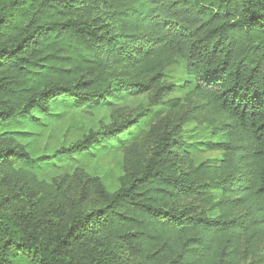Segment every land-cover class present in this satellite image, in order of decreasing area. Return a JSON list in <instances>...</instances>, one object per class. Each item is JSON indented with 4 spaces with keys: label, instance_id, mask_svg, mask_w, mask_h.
Listing matches in <instances>:
<instances>
[{
    "label": "trees",
    "instance_id": "trees-1",
    "mask_svg": "<svg viewBox=\"0 0 264 264\" xmlns=\"http://www.w3.org/2000/svg\"><path fill=\"white\" fill-rule=\"evenodd\" d=\"M154 85L205 106L203 141L187 120L116 189L83 188L87 206L51 194L48 171L104 158L154 117L54 148L49 124ZM0 187V264L263 261L264 0H0Z\"/></svg>",
    "mask_w": 264,
    "mask_h": 264
},
{
    "label": "rangeland",
    "instance_id": "rangeland-1",
    "mask_svg": "<svg viewBox=\"0 0 264 264\" xmlns=\"http://www.w3.org/2000/svg\"><path fill=\"white\" fill-rule=\"evenodd\" d=\"M174 101L176 103L172 104ZM146 110L149 116L154 117V120L137 140L104 158L75 161L71 165H63L48 171L44 178L46 188L52 191L51 194H55V190L62 188L68 197L73 196V200L81 206H87L92 198L85 200L83 188L87 194L88 189L92 191L97 185H103L110 190L116 189L123 177L144 164L157 137L163 132L189 120L184 128L186 140L189 142L202 140L201 130L205 125L203 122L205 106L184 93L159 91V86L154 85L138 95L126 97L111 107L94 111H74L57 122L52 121L41 136L40 144L42 146L47 143V147L54 148L65 142L94 134L102 128L130 120ZM218 156L219 153L214 151L196 152L190 159L192 165L196 167L206 159ZM8 190L0 187L2 192ZM241 251H244V245ZM241 262L242 264H264V260L258 263L254 256L249 258L246 255L241 257Z\"/></svg>",
    "mask_w": 264,
    "mask_h": 264
}]
</instances>
